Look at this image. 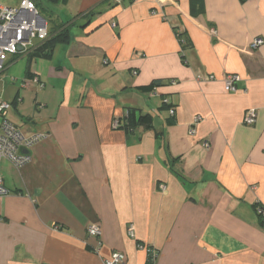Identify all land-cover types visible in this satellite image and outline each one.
Listing matches in <instances>:
<instances>
[{
  "label": "crops",
  "instance_id": "0c3cea01",
  "mask_svg": "<svg viewBox=\"0 0 264 264\" xmlns=\"http://www.w3.org/2000/svg\"><path fill=\"white\" fill-rule=\"evenodd\" d=\"M48 2L68 42L45 71L31 62L28 88L0 89L7 120L46 135L24 167L0 164V264H148L146 249L153 264H264V0ZM153 81L171 121L160 98L133 101ZM126 109L152 127L113 130Z\"/></svg>",
  "mask_w": 264,
  "mask_h": 264
},
{
  "label": "built area",
  "instance_id": "2783aa9c",
  "mask_svg": "<svg viewBox=\"0 0 264 264\" xmlns=\"http://www.w3.org/2000/svg\"><path fill=\"white\" fill-rule=\"evenodd\" d=\"M120 3V0H115ZM152 14H155L153 12ZM211 35L215 33L210 31ZM50 36L47 21L41 16L36 5L32 0H21L17 7H6L0 4V73L6 69L9 60L15 56L28 55L38 45L46 41ZM263 41L256 39L252 47L254 49L260 47ZM208 80L213 79L212 75L207 77ZM200 79V77H198ZM238 75H225L223 78L225 91L234 92L235 86L239 82ZM36 81V79H35ZM149 98L161 99V106L168 111L169 117H174L175 111L172 103L165 97H161L157 90L151 91L146 95ZM10 109V104L0 103V164L2 161L8 162L16 170L24 167L31 161L29 151L34 145L45 140V134L33 133L25 136L14 124L6 118L7 111ZM126 111L124 116H126ZM123 116V117H124ZM256 119L254 109H249L243 119L246 126H252ZM201 121L200 117L194 118L189 129V135H194L195 126ZM123 119L115 118L111 123L113 130L120 129L123 125ZM205 148H208L207 142L203 143ZM161 191L165 190L163 185L160 186ZM7 190L4 187L3 180L0 174V196H5ZM258 216L264 225V209L259 208ZM135 228L133 225L127 227L129 237H134ZM87 235L94 238H100L102 235L101 229L97 225H89ZM144 249V247L139 246ZM149 255L148 264L155 262L156 253L150 249H146ZM104 264H125V257L122 253L114 252L111 257L104 261Z\"/></svg>",
  "mask_w": 264,
  "mask_h": 264
},
{
  "label": "rangeland",
  "instance_id": "374dc122",
  "mask_svg": "<svg viewBox=\"0 0 264 264\" xmlns=\"http://www.w3.org/2000/svg\"><path fill=\"white\" fill-rule=\"evenodd\" d=\"M20 1L21 0H0V4L6 7H17ZM32 1L36 5L41 16L45 18V20L48 22L49 27H51L52 20H51L50 15H51V11L53 10V8L56 9V7L52 6L48 2V0H32ZM28 59L29 58L26 55L15 56L12 58L11 64H9V66L0 73V89L6 87L7 91H9L13 87H17V89L20 87L22 88L23 84H27L26 87L29 85H32V83H28V81L26 80V73L28 70V63H29ZM48 63H50L49 58L48 59H35L32 62L31 71L36 70V68L37 70L45 71V69L49 67ZM46 72H48V70ZM33 82L35 85L36 82L35 81ZM41 84L43 85L42 82ZM61 89H62V85L59 87V89H57V91H60ZM148 100L149 99L146 96L143 98L135 96V98H133L134 102H137L138 104L143 103L145 106L144 107L145 110H147L145 101H148ZM1 102H4V103L7 102V97L4 96V90L0 91V103Z\"/></svg>",
  "mask_w": 264,
  "mask_h": 264
},
{
  "label": "trees",
  "instance_id": "16d2710c",
  "mask_svg": "<svg viewBox=\"0 0 264 264\" xmlns=\"http://www.w3.org/2000/svg\"><path fill=\"white\" fill-rule=\"evenodd\" d=\"M56 1V0H51ZM69 40V35L67 33V29L59 30L56 33L50 34L49 38L37 46V48L33 49L28 55H26L29 59L28 70L29 71L31 62L35 59H48L50 58L54 48L59 44L67 43ZM21 56V55H19ZM12 58L7 63L6 68L11 64ZM161 86V83L158 81H153L151 84L145 87H139L137 90L147 95L153 90H157ZM163 108V106H162ZM165 108V107H164ZM126 116L122 117L123 125L120 128L125 132L129 133L137 128L150 129L152 127L153 119L150 114H142L139 110L136 109H126ZM173 117H170V121Z\"/></svg>",
  "mask_w": 264,
  "mask_h": 264
},
{
  "label": "water",
  "instance_id": "95a60500",
  "mask_svg": "<svg viewBox=\"0 0 264 264\" xmlns=\"http://www.w3.org/2000/svg\"><path fill=\"white\" fill-rule=\"evenodd\" d=\"M25 153H27V154H28L29 152H28V151H26Z\"/></svg>",
  "mask_w": 264,
  "mask_h": 264
}]
</instances>
